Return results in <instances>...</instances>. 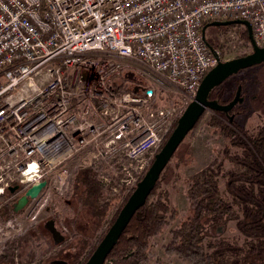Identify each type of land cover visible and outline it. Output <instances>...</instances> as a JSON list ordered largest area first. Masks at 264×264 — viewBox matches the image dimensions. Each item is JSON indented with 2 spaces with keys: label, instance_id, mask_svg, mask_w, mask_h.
<instances>
[{
  "label": "built area",
  "instance_id": "obj_1",
  "mask_svg": "<svg viewBox=\"0 0 264 264\" xmlns=\"http://www.w3.org/2000/svg\"><path fill=\"white\" fill-rule=\"evenodd\" d=\"M235 20L264 48V0H0V209L45 183L0 218V257L79 170L123 197L137 187L174 121L167 94L192 102L219 62L205 23ZM125 72L150 80L114 94Z\"/></svg>",
  "mask_w": 264,
  "mask_h": 264
},
{
  "label": "trees",
  "instance_id": "obj_2",
  "mask_svg": "<svg viewBox=\"0 0 264 264\" xmlns=\"http://www.w3.org/2000/svg\"><path fill=\"white\" fill-rule=\"evenodd\" d=\"M209 23L212 22H207L204 26ZM233 27L240 29L238 25L230 26ZM241 37L250 45L247 29L242 32ZM130 76V73L125 72L120 76L121 81L115 78L112 90L114 94L145 83L142 77L136 79ZM223 86L224 83L216 87L211 92L210 99L220 105H227L236 98L242 85L238 84L236 94L229 98L225 97ZM241 97L244 99L243 91ZM246 112L243 103H238L231 111L211 112L206 122L209 133L213 139H222L224 145L208 165L184 180L188 209L178 224L171 228L178 220L179 212L162 184L167 166L146 205L136 213L106 264H162L161 261L154 262L152 247L154 239L168 228L171 230L169 241L163 248L164 253L184 264H264V128L253 134L238 124L236 117ZM176 125L177 122L164 138L158 152ZM145 173L141 175L137 185ZM135 189L136 187L123 197L113 194L99 181L95 168L81 169L75 174L73 193L82 205L91 208L93 216L104 220L110 212L115 211L87 257L76 264H86ZM18 201L5 203L0 209V218L8 219L22 214L23 210H17ZM231 222L235 223L242 236L240 243L228 241L219 234ZM42 227V224H37L32 230ZM41 239L48 245L46 253L53 257L62 253L63 245L57 246L53 240L42 236ZM20 242L17 240L9 244L5 254L0 257V264L17 263Z\"/></svg>",
  "mask_w": 264,
  "mask_h": 264
},
{
  "label": "rangeland",
  "instance_id": "obj_3",
  "mask_svg": "<svg viewBox=\"0 0 264 264\" xmlns=\"http://www.w3.org/2000/svg\"><path fill=\"white\" fill-rule=\"evenodd\" d=\"M236 28L239 29L238 27ZM245 30V26L240 27L236 39L232 40L229 36L234 32L230 26H210L207 28L206 40L218 54L219 61L227 62L253 52L251 43L248 45L246 40L241 37L242 32ZM141 77L144 81L146 79L150 80L148 76ZM117 81H121V77H117ZM238 84L242 85L239 90L243 89V107L247 109V112L243 115H238L236 121L249 133H257L264 128V63L242 70L226 80L223 86L226 91V98L231 97L236 92ZM167 96L170 98L167 106L175 109V116L166 136L171 132L175 123L178 122L191 103L180 95L172 96L167 94ZM211 112L207 111L205 113L200 124L184 140L163 174L164 180L162 184L179 212V218L171 228L178 224L188 209L184 180L208 165L215 153L223 148V140L213 139L206 125ZM159 148L155 151L154 157L162 150L158 152ZM152 160H150L144 173H147L151 167ZM52 201L54 202L55 212L45 214L43 222L39 223L43 227L39 230H32L31 227L18 239L21 241L19 248L21 257L16 264H26V260L28 257L30 259V256L31 259L27 264H51L54 260L65 261L67 264H76L83 261L115 214V211H112L104 220H98L93 216L89 206L81 204L79 198L73 193V186L67 195L58 196ZM49 221H54L57 230L65 238L68 237L60 244V247L63 245L62 253L57 257L46 253L48 245L43 243L41 239L42 236L53 240L51 233L45 228ZM171 228L166 229L162 235L154 239L152 247L154 262L184 264L177 258L167 257L164 253L163 248L169 241ZM219 234L231 242L238 241L240 243L243 240L234 222L229 223L226 228H222Z\"/></svg>",
  "mask_w": 264,
  "mask_h": 264
},
{
  "label": "water",
  "instance_id": "obj_4",
  "mask_svg": "<svg viewBox=\"0 0 264 264\" xmlns=\"http://www.w3.org/2000/svg\"><path fill=\"white\" fill-rule=\"evenodd\" d=\"M233 25H243L246 27L250 42L253 45V52L227 62L219 61L217 66L207 73L201 83L196 98L188 105L179 118L176 128L162 150L156 155L153 164L144 178L139 182L135 191L120 211L115 222L86 264H106L109 255L118 244L136 213L146 205L148 198L155 190L164 170L173 159L175 153L188 135L194 130L204 114L207 111H231L238 103H243L244 99L241 97L240 90L236 98L227 105H220L218 102L210 99L211 92L226 80L242 70L264 63V48H259L255 45L252 27L244 20L226 22L214 21L204 26L202 29V36L209 48L214 51L213 47L206 40V30L208 27H229ZM44 186L45 183H40L31 187L17 202V210H24L29 200L36 198ZM16 189L17 187L10 188V192L14 193ZM45 228L51 233L55 245L58 246L65 241V236L57 230L54 221H49Z\"/></svg>",
  "mask_w": 264,
  "mask_h": 264
},
{
  "label": "flooded vegetation",
  "instance_id": "obj_5",
  "mask_svg": "<svg viewBox=\"0 0 264 264\" xmlns=\"http://www.w3.org/2000/svg\"><path fill=\"white\" fill-rule=\"evenodd\" d=\"M243 25H239V27H242ZM209 43V42H208ZM210 44V43H209ZM138 77H140L139 76V74H137V73H134V74H131V76H130V78H136V79H138ZM244 102V101H243ZM57 250V249H56ZM56 250H53V252L54 251H56ZM51 264H67V262H65V261H59V260H54V261H52L51 262Z\"/></svg>",
  "mask_w": 264,
  "mask_h": 264
},
{
  "label": "crops",
  "instance_id": "obj_6",
  "mask_svg": "<svg viewBox=\"0 0 264 264\" xmlns=\"http://www.w3.org/2000/svg\"><path fill=\"white\" fill-rule=\"evenodd\" d=\"M29 256H30V255H29ZM20 257H21V256H20V252H19V253H18L17 261L20 260ZM30 259H31V256H30ZM30 259H29V257H28V259L26 260V261H27L26 264L28 263V261H29ZM18 262H19V261H18Z\"/></svg>",
  "mask_w": 264,
  "mask_h": 264
}]
</instances>
